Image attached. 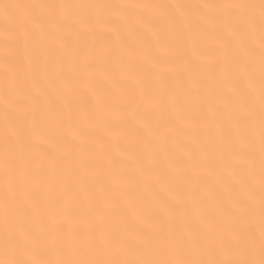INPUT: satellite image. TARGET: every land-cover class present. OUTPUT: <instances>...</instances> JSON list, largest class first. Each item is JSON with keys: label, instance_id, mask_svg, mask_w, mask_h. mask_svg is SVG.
I'll use <instances>...</instances> for the list:
<instances>
[{"label": "snow or ice", "instance_id": "1", "mask_svg": "<svg viewBox=\"0 0 264 264\" xmlns=\"http://www.w3.org/2000/svg\"><path fill=\"white\" fill-rule=\"evenodd\" d=\"M0 264H264V0L0 3Z\"/></svg>", "mask_w": 264, "mask_h": 264}, {"label": "bare ground", "instance_id": "2", "mask_svg": "<svg viewBox=\"0 0 264 264\" xmlns=\"http://www.w3.org/2000/svg\"><path fill=\"white\" fill-rule=\"evenodd\" d=\"M11 2H16V0H0V3H11ZM114 2H119V3H134V2H140V0H114ZM153 2H166V3H175L178 2V0H153ZM180 2L184 3H204L206 0H180ZM206 59L211 62L212 57L208 56ZM126 142L131 143L134 140V137L131 134H128L127 136L124 137Z\"/></svg>", "mask_w": 264, "mask_h": 264}]
</instances>
